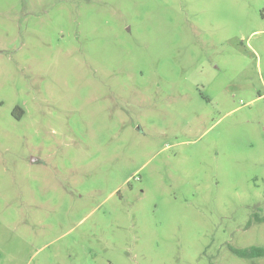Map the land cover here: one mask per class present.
<instances>
[{
	"label": "rangeland",
	"instance_id": "rangeland-1",
	"mask_svg": "<svg viewBox=\"0 0 264 264\" xmlns=\"http://www.w3.org/2000/svg\"><path fill=\"white\" fill-rule=\"evenodd\" d=\"M264 0H0V264H264Z\"/></svg>",
	"mask_w": 264,
	"mask_h": 264
},
{
	"label": "trees",
	"instance_id": "trees-1",
	"mask_svg": "<svg viewBox=\"0 0 264 264\" xmlns=\"http://www.w3.org/2000/svg\"><path fill=\"white\" fill-rule=\"evenodd\" d=\"M262 222H264V219ZM230 250L235 255L246 260L264 257V247H250L248 249H236L230 247Z\"/></svg>",
	"mask_w": 264,
	"mask_h": 264
}]
</instances>
